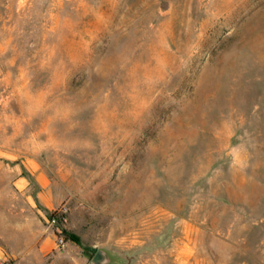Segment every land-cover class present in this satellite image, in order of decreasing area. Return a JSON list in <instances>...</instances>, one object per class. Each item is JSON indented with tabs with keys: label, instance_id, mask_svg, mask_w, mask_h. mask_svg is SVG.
Wrapping results in <instances>:
<instances>
[{
	"label": "rangeland",
	"instance_id": "obj_1",
	"mask_svg": "<svg viewBox=\"0 0 264 264\" xmlns=\"http://www.w3.org/2000/svg\"><path fill=\"white\" fill-rule=\"evenodd\" d=\"M98 248L264 264V0H0V264Z\"/></svg>",
	"mask_w": 264,
	"mask_h": 264
},
{
	"label": "water",
	"instance_id": "obj_2",
	"mask_svg": "<svg viewBox=\"0 0 264 264\" xmlns=\"http://www.w3.org/2000/svg\"><path fill=\"white\" fill-rule=\"evenodd\" d=\"M114 261V258L105 250L102 248H98L93 253L90 264H112Z\"/></svg>",
	"mask_w": 264,
	"mask_h": 264
},
{
	"label": "trees",
	"instance_id": "obj_3",
	"mask_svg": "<svg viewBox=\"0 0 264 264\" xmlns=\"http://www.w3.org/2000/svg\"><path fill=\"white\" fill-rule=\"evenodd\" d=\"M49 217L51 218V220L55 219V215H53V213H50L49 214ZM62 236H63V239L64 240H71L75 243H79L80 242V239L79 237L76 235V234H73V233H70V232H67V231H62ZM95 252V251H94Z\"/></svg>",
	"mask_w": 264,
	"mask_h": 264
},
{
	"label": "built area",
	"instance_id": "obj_4",
	"mask_svg": "<svg viewBox=\"0 0 264 264\" xmlns=\"http://www.w3.org/2000/svg\"><path fill=\"white\" fill-rule=\"evenodd\" d=\"M62 243V239H59V244H61Z\"/></svg>",
	"mask_w": 264,
	"mask_h": 264
}]
</instances>
